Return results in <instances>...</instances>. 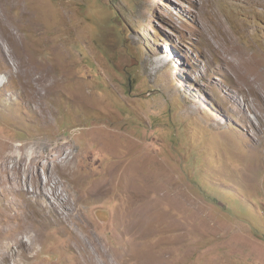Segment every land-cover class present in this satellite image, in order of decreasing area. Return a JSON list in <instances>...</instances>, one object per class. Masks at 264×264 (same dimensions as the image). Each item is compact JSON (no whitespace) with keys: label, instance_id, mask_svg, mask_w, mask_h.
Wrapping results in <instances>:
<instances>
[{"label":"rangeland","instance_id":"374dc122","mask_svg":"<svg viewBox=\"0 0 264 264\" xmlns=\"http://www.w3.org/2000/svg\"><path fill=\"white\" fill-rule=\"evenodd\" d=\"M0 44V141L66 142L51 180L89 225L33 217L0 168V264H264V78L242 65L264 71V0H0Z\"/></svg>","mask_w":264,"mask_h":264},{"label":"bare ground","instance_id":"6f19581e","mask_svg":"<svg viewBox=\"0 0 264 264\" xmlns=\"http://www.w3.org/2000/svg\"><path fill=\"white\" fill-rule=\"evenodd\" d=\"M245 56L246 55L244 54L243 57ZM242 65L243 69H248L249 76H253L256 80H262V78H264V71H259V61L252 58L251 64L248 65L242 60ZM38 97L41 102L38 104L36 101L37 105L33 106L31 111L35 113L39 119L45 120V117L47 116L46 110H49V108L42 95L37 94L36 97L35 95L33 96V98ZM50 109L52 108L50 107ZM39 142L43 144H38ZM66 144V142H63L60 145L55 144L52 146L51 143L47 145L43 140H36L34 141V146L28 148L27 143L13 147L11 142L0 141V168L5 170L6 180L9 185L19 186L21 191L28 193L30 191V183H32V191L34 193V197H36L37 204L38 200L47 204L48 207L38 204V208L32 213L33 217H39L40 219L46 220L49 217V214L54 213L57 218V222H54L55 225L64 227L72 223L75 227H80L84 232H86L89 231V225L84 221V200L80 197L78 202L73 204L71 199L66 197L68 188L66 187L65 191L62 186H58V182L51 180V173L54 168L60 170L63 175L67 177L68 169L73 164V159L70 156L72 152H70L68 148H65ZM55 159H58L56 160L58 162L53 165V160ZM71 169L74 170V168ZM146 172L147 170L134 166L130 169L129 173H125L124 176H122L121 180L123 183L127 180V183L124 186V189L128 193L127 197L133 199L138 196H142L143 193L147 191L144 188L138 187L136 182L133 180L135 176L139 175L145 183V186L148 184L150 186L152 184L149 181L150 175L146 174ZM52 183H55V185L53 186ZM105 184L109 185V182ZM16 186L12 187L11 191L15 190ZM138 189L142 193H139ZM96 191L97 190H94L93 187L91 188L89 196L87 197L88 201H94L93 198L99 196ZM45 207L50 209V213L44 210L46 209ZM134 224L135 223L125 230H132V228H134ZM30 229V226H28L24 229V232L29 234ZM69 230L71 229L69 228ZM62 231L66 232L65 227ZM79 240L82 241L81 239H78V244ZM13 241H15L16 245L18 244L19 247L27 249L29 253L32 252V248L35 246L38 239L34 235H28L27 238H17L13 239ZM14 247V244L7 242L2 243L0 240V254L4 258L7 259L11 257V253L14 252ZM97 249L100 254L105 256L106 252L104 251V244H98Z\"/></svg>","mask_w":264,"mask_h":264}]
</instances>
